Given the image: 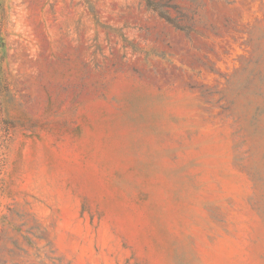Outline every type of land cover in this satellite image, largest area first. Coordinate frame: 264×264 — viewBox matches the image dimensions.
Masks as SVG:
<instances>
[{"label":"rangeland","instance_id":"1","mask_svg":"<svg viewBox=\"0 0 264 264\" xmlns=\"http://www.w3.org/2000/svg\"><path fill=\"white\" fill-rule=\"evenodd\" d=\"M0 264H264V0H0Z\"/></svg>","mask_w":264,"mask_h":264}]
</instances>
